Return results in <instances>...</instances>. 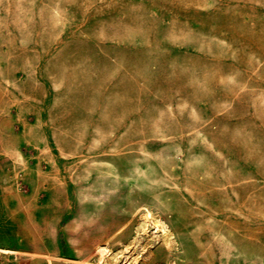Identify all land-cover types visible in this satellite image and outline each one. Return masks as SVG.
Here are the masks:
<instances>
[{
    "label": "rangeland",
    "instance_id": "1",
    "mask_svg": "<svg viewBox=\"0 0 264 264\" xmlns=\"http://www.w3.org/2000/svg\"><path fill=\"white\" fill-rule=\"evenodd\" d=\"M0 248L264 264V0H0Z\"/></svg>",
    "mask_w": 264,
    "mask_h": 264
},
{
    "label": "crops",
    "instance_id": "2",
    "mask_svg": "<svg viewBox=\"0 0 264 264\" xmlns=\"http://www.w3.org/2000/svg\"><path fill=\"white\" fill-rule=\"evenodd\" d=\"M0 249H3V248H0ZM4 250H7V249H4ZM16 252V251H15ZM17 253V252H16Z\"/></svg>",
    "mask_w": 264,
    "mask_h": 264
}]
</instances>
